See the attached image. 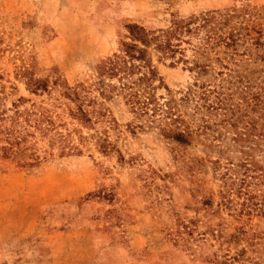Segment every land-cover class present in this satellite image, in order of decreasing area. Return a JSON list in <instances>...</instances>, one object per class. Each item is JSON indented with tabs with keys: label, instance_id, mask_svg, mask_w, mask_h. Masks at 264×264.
I'll list each match as a JSON object with an SVG mask.
<instances>
[{
	"label": "rangeland",
	"instance_id": "obj_1",
	"mask_svg": "<svg viewBox=\"0 0 264 264\" xmlns=\"http://www.w3.org/2000/svg\"><path fill=\"white\" fill-rule=\"evenodd\" d=\"M209 11L231 15L223 31L237 41L240 89L264 91V0H0V264H264V209L246 213L235 185L224 201L233 132L179 144L119 93H89L90 124L62 96L96 81L126 25L157 30ZM192 36L183 61H154L158 95L197 88L190 67L204 32ZM34 81L47 91L32 92ZM25 110L36 116L15 113ZM198 116H186L193 128ZM252 143L264 164V137Z\"/></svg>",
	"mask_w": 264,
	"mask_h": 264
},
{
	"label": "trees",
	"instance_id": "obj_2",
	"mask_svg": "<svg viewBox=\"0 0 264 264\" xmlns=\"http://www.w3.org/2000/svg\"><path fill=\"white\" fill-rule=\"evenodd\" d=\"M230 19L229 14L217 17L213 11H209L175 19L169 27L157 30L130 23L126 25L127 32L118 53L109 63L98 66L96 81L87 87L64 86L67 89L62 96L75 104L76 109L72 114L84 124L91 123L90 112L95 110L96 99L90 97L89 93L95 90L99 97L105 99L115 93L121 94L133 111L158 122L164 135L179 144H189L197 136L196 133H204L214 139L227 135L226 132H233L231 139L234 144L238 143L235 147L239 156L236 161L229 159L224 165L221 174L226 185L224 201L231 200L230 191L235 185L234 193L241 198L240 205L244 206L246 213L253 214L264 209V191L258 187L264 185V164L255 159L252 147V142L256 143L258 138L264 137V91L240 89L245 80L243 73L235 67L241 59L235 47L237 41L232 28L227 34L223 31ZM200 30L204 32V38L196 47L197 56L190 67L196 71L197 78L193 85L197 88L190 87L178 98L158 95L157 89L164 83L154 61L175 58L177 54H180L177 59L183 61L182 42H190L189 37L197 35ZM216 46L222 49H214ZM220 53L223 55L220 56ZM225 60L233 62L234 66L229 67ZM212 62H216L219 68H214V82L207 87L199 79L213 69ZM216 77L219 78L217 83ZM34 83V89L30 88L32 92L36 93L38 89L47 91L46 82ZM187 105L192 112L184 110ZM32 112L25 110L15 113L36 116ZM196 114H199L196 118L198 124L193 128L186 116ZM40 117L49 122L48 116L41 113ZM245 142L249 145H243ZM253 187H258V191Z\"/></svg>",
	"mask_w": 264,
	"mask_h": 264
}]
</instances>
